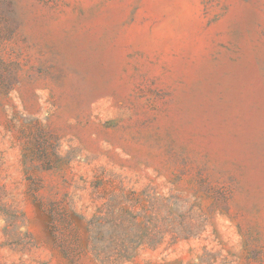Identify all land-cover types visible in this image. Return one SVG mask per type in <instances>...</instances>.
Returning a JSON list of instances; mask_svg holds the SVG:
<instances>
[{
    "label": "rangeland",
    "instance_id": "rangeland-1",
    "mask_svg": "<svg viewBox=\"0 0 264 264\" xmlns=\"http://www.w3.org/2000/svg\"><path fill=\"white\" fill-rule=\"evenodd\" d=\"M0 264H264V0H0Z\"/></svg>",
    "mask_w": 264,
    "mask_h": 264
},
{
    "label": "trees",
    "instance_id": "trees-1",
    "mask_svg": "<svg viewBox=\"0 0 264 264\" xmlns=\"http://www.w3.org/2000/svg\"><path fill=\"white\" fill-rule=\"evenodd\" d=\"M68 255V254H67Z\"/></svg>",
    "mask_w": 264,
    "mask_h": 264
}]
</instances>
